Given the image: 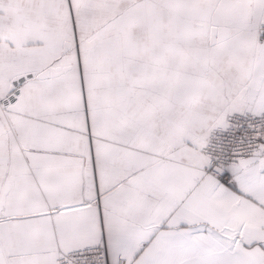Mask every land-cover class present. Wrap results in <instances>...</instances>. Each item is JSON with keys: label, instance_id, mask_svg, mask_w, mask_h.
<instances>
[{"label": "snow or ice", "instance_id": "obj_1", "mask_svg": "<svg viewBox=\"0 0 264 264\" xmlns=\"http://www.w3.org/2000/svg\"><path fill=\"white\" fill-rule=\"evenodd\" d=\"M0 264H264V0H0Z\"/></svg>", "mask_w": 264, "mask_h": 264}]
</instances>
